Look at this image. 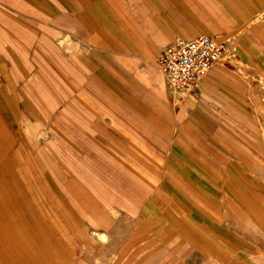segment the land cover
<instances>
[{
	"label": "crops",
	"instance_id": "1",
	"mask_svg": "<svg viewBox=\"0 0 264 264\" xmlns=\"http://www.w3.org/2000/svg\"><path fill=\"white\" fill-rule=\"evenodd\" d=\"M262 5L0 0V264H65L63 235L43 230L96 197L84 181L144 180L178 148L222 197L263 177L264 25L250 23ZM201 35L227 47L181 99L159 58Z\"/></svg>",
	"mask_w": 264,
	"mask_h": 264
},
{
	"label": "rangeland",
	"instance_id": "2",
	"mask_svg": "<svg viewBox=\"0 0 264 264\" xmlns=\"http://www.w3.org/2000/svg\"><path fill=\"white\" fill-rule=\"evenodd\" d=\"M256 18L264 25V14ZM184 155L178 148L160 172L146 167L144 180L84 181L96 197L81 196L63 230L54 220L43 230L63 235L65 264H264V176L242 174L240 196L226 188L222 197L200 158Z\"/></svg>",
	"mask_w": 264,
	"mask_h": 264
},
{
	"label": "built area",
	"instance_id": "3",
	"mask_svg": "<svg viewBox=\"0 0 264 264\" xmlns=\"http://www.w3.org/2000/svg\"><path fill=\"white\" fill-rule=\"evenodd\" d=\"M226 42L201 35L194 39L178 38L162 52L159 64L169 86L181 99L197 90L226 50Z\"/></svg>",
	"mask_w": 264,
	"mask_h": 264
}]
</instances>
